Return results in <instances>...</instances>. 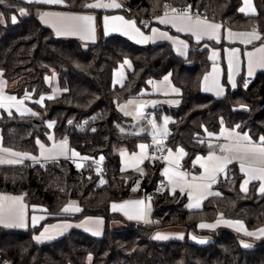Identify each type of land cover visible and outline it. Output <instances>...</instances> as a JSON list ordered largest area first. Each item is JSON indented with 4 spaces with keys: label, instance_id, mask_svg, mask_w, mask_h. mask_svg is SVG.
<instances>
[{
    "label": "trees",
    "instance_id": "16d2710c",
    "mask_svg": "<svg viewBox=\"0 0 264 264\" xmlns=\"http://www.w3.org/2000/svg\"><path fill=\"white\" fill-rule=\"evenodd\" d=\"M26 9L27 15L13 23L17 11H2L6 20L0 22V71L13 85L10 91L19 97L31 93L34 99L48 92L46 76L55 72L64 92L59 98L47 100L43 107L30 106L45 121L55 126L57 140L67 139L82 155L104 157V169L99 172L91 163L78 169L70 160L50 161L24 166L0 165V194L23 196L31 206L46 208L51 222L61 216L67 204L76 202L81 212L70 217H102L106 229L101 238L72 230L62 238L46 244H36L32 236L39 230H5L0 228V264H264V237L250 239L228 229L216 233H200L210 239L199 244L188 237L182 241L158 242L156 231L184 227L196 233L201 223H211L222 217L238 220L249 230L264 227V193L253 184L248 193L240 190L242 175L234 167L226 180L217 185L219 195L205 201L203 208L192 211L187 196L180 192L160 194L155 189L161 179L163 163L147 162L140 190L132 188L135 172H122L120 152L134 151L145 137L122 134L121 125L130 121L116 108V102L137 95L148 82L171 74L181 90L180 104L174 109L158 111L169 115V133L165 146L183 148L186 158L182 166L192 168L198 155L209 153L204 145L207 133H218L224 123L228 128L248 131L254 140L264 137V71L259 72L245 87L240 77L236 89L224 80L226 94L222 98L203 93L201 82L211 67L208 46L216 43L190 41L187 58L178 56L168 43L139 46L120 37H105L89 46L78 40H62L44 27L38 13L49 7L9 0ZM122 12L129 18L146 24L153 17L191 5V12L219 21L233 30H257L264 43V0H254L258 15L246 17L239 9L242 0H122ZM69 11H86L90 0H64ZM168 7H165V6ZM130 61L133 71L123 86L113 84L118 66ZM133 86L137 90L131 92ZM23 118L3 116V144L6 148L36 153V139L46 133L44 128L31 137L32 128L18 125ZM32 119V118H28ZM87 123V128L76 126ZM73 124V127L70 124ZM91 128L94 131L91 132ZM104 174V177H103ZM150 196L152 222L149 225L128 224L123 229H111L112 221L120 220L111 211V204L140 196ZM251 241L252 247L243 243Z\"/></svg>",
    "mask_w": 264,
    "mask_h": 264
},
{
    "label": "crops",
    "instance_id": "0c3cea01",
    "mask_svg": "<svg viewBox=\"0 0 264 264\" xmlns=\"http://www.w3.org/2000/svg\"><path fill=\"white\" fill-rule=\"evenodd\" d=\"M19 1L49 7L38 13L40 23L44 27L49 28L57 38L62 40H78L85 46L95 44L99 40L100 34H103L105 37L120 36L139 46L168 43L172 46L178 56L187 58L191 46L189 39L197 44H222L223 46L221 47L208 46V57L211 61V67L201 82L202 92L216 98H222L226 94L224 80H226L231 89H236L240 77L254 79L259 72L264 71V66H261L262 63H264V43H259L262 35L255 29L233 30L219 21L192 14V20L189 22L181 19L182 13L174 14L172 12H165L167 13V16L163 13L153 17L151 20L147 21L146 24H141L137 20L129 18L122 12V0H114L115 3L121 5L120 8L86 7L88 9L86 11L66 10L64 9V7H66L64 0L48 3L36 2V0H32V2H28V0ZM112 2L113 0H96L90 1L89 4H110ZM241 9H244V11H241ZM239 11L246 17H255L258 15L254 0H242ZM26 15L27 13L25 12L24 15L18 13L13 16L16 17L17 21L19 18L18 16L24 17ZM42 16L43 19H41ZM84 16L93 18L91 21V28L94 29V31H90L85 26L87 22L77 19L78 17ZM105 17L109 18L107 21V34L105 33ZM113 17H123V21L114 20L112 19ZM161 18H164L169 22L161 23ZM197 18L201 20L206 19L207 22L211 24H218L220 25V28L216 29L214 32L209 30L207 34H202L201 38L197 40L196 36L192 35V32L188 30L189 27H195V21ZM124 21H133L135 23V29H138L139 31L137 32L132 27L126 25ZM178 28L184 30L178 31ZM153 29L156 31L154 32ZM57 31H60L62 34L57 35ZM162 33H165L166 36L161 35ZM169 37L171 39H169ZM179 41H183L184 44H180ZM184 45H186V47H184ZM250 62L251 75H249ZM132 71L133 64L130 61H128V63H121L113 73V84L116 86H123L128 79V74ZM206 76L208 77L207 81H205ZM229 76H231L232 82H230ZM165 77H168V79L165 80ZM233 82L235 83V87H233ZM46 84L49 87L48 92L41 95L38 99H34L31 93H26L24 96L19 97L10 91L13 85L3 77V72L0 71V105H2L0 106V119H2L3 116L13 117L14 115L27 119L35 118L39 115L36 110L30 106V103H36L38 106L43 107L47 100L59 98L64 92H66L60 87L58 76L55 72H51L46 76ZM180 96L181 90L174 85L171 74H167L159 80L149 81L148 88H143L137 95L116 102L117 110L130 120L119 128L122 134L131 135L130 133H125L124 129L127 130V128L132 127L131 118L136 117L132 111L140 114L146 113L147 116L155 113L156 119L158 120L161 119L162 115H165L168 120V129L163 136L158 137L152 132L149 133L151 128L145 127L143 133L136 135L145 137V140L139 142L134 151L122 150L120 152L121 171H132L137 174L132 185L133 190L135 192L140 190L141 182L146 175L145 164L147 162L160 161L163 163L160 176L165 183L166 190L170 194L175 192L185 194L187 196V206L192 211L201 210L205 201L220 194L216 187L221 180L227 179L231 167L236 168L242 175L240 190L242 189V185H244V181H249L246 185L247 191L241 190L243 193H248L251 186L255 184L257 192L263 194L260 192V187L261 184H264V181L254 179L253 177L258 176L260 173L252 172L251 169L264 167V162H261L258 154L254 155L249 149L253 146L257 148L264 146V142L261 141V138L257 141L254 140L248 131H240L237 128H228L223 123L218 133H207V140L204 141V143L208 142L210 145L217 144L218 151L198 155L194 159L191 169H186L182 166L187 155L183 148L179 147L176 149H170L165 146V140L169 133V124L172 119L164 112H162L158 118L157 112L164 111L165 109H174L179 106ZM9 97L14 99H9ZM49 97L52 98L49 99ZM38 101L40 102L38 103ZM32 112L36 113V115H32ZM46 129L45 135L36 139L37 151L32 154L6 148L3 144V130L0 128V161H4V163H0V165L24 166L50 161L70 160L78 169H82L87 164L91 163L99 172L103 170V156L95 158L82 155L70 146L67 139L57 140L54 131L55 129ZM245 135L250 138L251 145L248 141L243 139ZM142 144L147 146L146 149L142 150L140 148V145ZM152 148L156 151L161 149L164 150L166 152L165 158L163 160H158L156 156L152 157L150 153ZM181 150L183 151L181 152ZM73 153H76V155H73ZM209 156L213 157L211 161L208 159ZM223 157L230 159L231 163L227 164L224 171L214 173L213 166L219 162L217 158ZM8 161L20 162L8 163ZM242 161L245 163V172H242L240 168ZM213 175H215V182L212 180ZM12 197H19L21 199L13 200L11 199ZM137 201H143V203L137 204L135 203ZM118 202L122 203L113 202L111 204V211L118 214L120 220L112 221L109 224L111 229H123L128 224H151L152 203L150 196L144 195ZM113 205H116L117 207L113 208ZM189 205H192V207H189ZM66 206H69V211L64 212L63 209ZM66 206L62 209L59 218L51 222H45L46 219L51 217L47 213L46 208L42 206L30 207L21 195L0 194V228L5 230L23 231L39 228V230L32 236V240L39 245L58 240L72 230H79L95 238H101L103 236L106 229L104 218L86 217L80 220H73L70 217L79 214L81 208L76 202H71ZM76 208H79L80 210L76 211ZM129 216L134 218L129 219ZM21 221L24 226H17ZM236 222L240 223L238 224ZM201 225H204V227ZM220 229L231 230L245 236L251 241H257L264 237L258 232L259 229H264V227L256 230H249L241 221L220 217L211 223H201L198 226L196 233H188L186 228L178 226L156 231L153 235V239L159 234L168 238L162 240L154 239L155 241H182L188 237L196 243L206 244L210 239L208 236H203L200 233L211 234L216 233ZM246 231L256 233V235H246ZM41 233H45V238L37 241L35 237L40 236ZM201 241H203V243H201ZM251 241H246L243 245L248 244L249 247H252L253 243Z\"/></svg>",
    "mask_w": 264,
    "mask_h": 264
},
{
    "label": "snow or ice",
    "instance_id": "6c2138e0",
    "mask_svg": "<svg viewBox=\"0 0 264 264\" xmlns=\"http://www.w3.org/2000/svg\"><path fill=\"white\" fill-rule=\"evenodd\" d=\"M3 2H4V0H0V3H3ZM28 2H32V0H28ZM36 2H45V3H48V2H59V0H36ZM86 7H112V8H120L121 5L118 4V3H115L114 0H113V2L110 3V4H101V3H97V4H89V5H86ZM165 7H168V6L166 5ZM190 10H191V5H189L188 8H186V9L183 11V13H182V15H181V19H182V20H186V21L191 22L192 17H191V14H190ZM172 11H173V12H176L177 10H176V9H172ZM241 11H244V9H241ZM20 14H21V15H24V14H25V12H24L23 9H20ZM165 16H167V13H165ZM41 19H43V16L41 17ZM77 19L87 22L85 26H86L90 31H94V29L91 28V21H92V19H93L92 17L84 16V17H78ZM104 19H105V33L107 34V31H108V28H107V21H108L109 18H108V17H105ZM112 19L123 21V17H113ZM12 20H13V23H15V22H16V17L13 16V17H12ZM160 22H161V23H168L169 21L166 20V19H164V18H161V19H160ZM124 23H125L126 25L132 27L133 29H135V23H134L133 21H124ZM174 26H175V25H174ZM219 28H220V25H218V24H211V23H208L206 19H205V20H201V19L197 18L196 21H195V27H194V28L189 27L188 30L192 32V35L196 36L197 40H199V39L201 38V35H202V34H207V33L209 32V30H212V32H214L216 29H219ZM135 30H136L137 32L139 31L138 29H135ZM177 30H178V31H183L184 29H182V28H178ZM153 31L155 32L156 30L153 29ZM61 34H62V33H61L60 31H57V35H61ZM161 35L166 36L165 33H162ZM169 39H171V38L169 37ZM138 42H139V41H138ZM179 43L182 44V45L184 44L183 41H179ZM184 47H186V45H184ZM249 55H251V54H249ZM125 63H128V61H125ZM261 66H264V63H262ZM230 67H231V65H230ZM251 74H252V73H251V62H250V66H249V75H251ZM167 79H168V77H165V80H167ZM207 79H208V77L206 76V77H205V81H207ZM229 80H230V82H232V81H231V76H229ZM233 87H235V83H234V82H233ZM245 87H247V84H245ZM221 92H222V89H221ZM218 94H220V93H218ZM51 98H52V97H49V99H51ZM9 99H14V98L9 97ZM39 102H40V101H38V103H39ZM21 103H22V102H21ZM0 106H2V105H0ZM26 111H30V110H26ZM31 114H32V115H36V113H34V112H32ZM167 122H168V120H167V118H165V123H167ZM49 126H51V125H49ZM243 139L246 140V141H248V143L251 145V140H250V138H249L247 135H245V136L243 137ZM261 141L264 142V137H261ZM146 147H147L146 145H143V144L140 145V148H141L142 150L146 149ZM182 151H183V150H181V152H182ZM249 151H251L254 155H255V154H258L259 157H260V159H261V162H264V146H261V147H258V148L255 147V146H253L252 148L249 149ZM170 154H171V153H170ZM73 155H76V153H73ZM101 159H103V158H101ZM208 159L211 161V160L213 159V157H212V156H209ZM217 160H218L219 162L216 163V164L213 166V172H214V173H215V172H222V171H224V169L227 167V164L231 163V160L228 159L227 157L217 158ZM19 162H20V161H8V163H19ZM0 163H4V161H0ZM78 167H79V165H78ZM240 168H241V171H242V172H245V171H246L245 163H244L243 161H242L241 164H240ZM165 171H167V170H165ZM206 171H207V169H206ZM251 171H252V172H259V173H260L258 176H254V177H253L254 179H259V180H261V181H264V167H261V168H258V169H251ZM212 180H213V182H215V175L212 176ZM248 183H249L248 180H245V181H244V185H242V189H241L242 191H247L246 185H247ZM260 192H261V193H264V184H261ZM11 199H13V200H19V199H21V198H19V197H12ZM135 203H137V204H142L143 201H137V202H135ZM196 206H198V205H196ZM116 207H117L116 205H113V208H116ZM121 207H123V206H121ZM189 207H192V205H189ZM75 210H76V211H79L80 209H79V208H76ZM63 211H64V212L69 211V206H66V207L63 209ZM132 218H134V217L129 216V219H132ZM136 218H139V217H136ZM34 219H35V218H34ZM236 223L239 224L240 222H236ZM9 226H10V225H9ZM17 226L23 227V226H24V225H23V222L21 221V223H20L19 225H17ZM201 226L204 227V225H201ZM241 227H242V225H241ZM45 231H47V230H45ZM258 232H259V234H260L261 236H264V229H259ZM96 234H98V233H96ZM246 235L254 236V235H256V233H253V232H247V231H246ZM42 238H45V233H41L40 236L35 237V239H36L37 241H40ZM167 238H168V237H166V236H162V235H159V234H157V235L154 237V239H158V240L167 239ZM201 243H203V241H201ZM243 246H244V247H249L248 244H244Z\"/></svg>",
    "mask_w": 264,
    "mask_h": 264
},
{
    "label": "rangeland",
    "instance_id": "374dc122",
    "mask_svg": "<svg viewBox=\"0 0 264 264\" xmlns=\"http://www.w3.org/2000/svg\"><path fill=\"white\" fill-rule=\"evenodd\" d=\"M17 11L20 13V9L21 8L20 5H17L9 0H4L3 3H0V22L5 23V19L2 15V11ZM24 12L27 13L26 9H23ZM136 117L135 118H131L132 120V127L131 128H127L124 129L125 133H130L131 135H140L141 133H143V131H145V127H150L151 130L149 131V133H153L156 134V136L161 137L163 136V134L166 132V130L168 129V122L165 123V118H167L165 115H162L161 119L158 120L156 119V115L154 114H150L149 116H147V114H140L138 112L132 111ZM132 113V114H133ZM134 116V115H132ZM124 201V200H123ZM117 203H122V202H118Z\"/></svg>",
    "mask_w": 264,
    "mask_h": 264
},
{
    "label": "built area",
    "instance_id": "2783aa9c",
    "mask_svg": "<svg viewBox=\"0 0 264 264\" xmlns=\"http://www.w3.org/2000/svg\"><path fill=\"white\" fill-rule=\"evenodd\" d=\"M90 1H96V0H90ZM100 1H107V0H100ZM172 9H176L177 11L176 12H173L172 10H171V12L172 13H174V14H181V13H183V11L186 9H181V8H178V7H173ZM190 14H192V15H195V14H193L191 11H190ZM196 16H198V15H196ZM144 24V23H143ZM253 80L254 79H252V78H246L245 79V84H251L252 82H253ZM43 125H44V128H48V129H51V130H54L55 129V126H54V124L53 123H51V122H49V121H45L44 120V123H43ZM49 125H51V126H49ZM76 126L77 127H79V128H82V129H85V128H87V123L86 122H82V123H77L76 124ZM94 131V128H91V132H93ZM204 145H209V143L208 142H205L204 143ZM150 153H151V156L152 157H155L156 156V158L158 159V160H163L164 158H165V156H166V152L164 151V150H158V151H156L155 149H151L150 150ZM103 169H104V166H103ZM103 177H104V174H103ZM165 189H166V187H165V183H164V181L163 180H160V182L157 184V187H156V189H155V191H156V193H160V194H162L164 191H165ZM1 258V257H0Z\"/></svg>",
    "mask_w": 264,
    "mask_h": 264
},
{
    "label": "water",
    "instance_id": "95a60500",
    "mask_svg": "<svg viewBox=\"0 0 264 264\" xmlns=\"http://www.w3.org/2000/svg\"><path fill=\"white\" fill-rule=\"evenodd\" d=\"M136 90H137V86H133L131 92ZM15 123H17L18 125H25L27 127L32 128L31 137H34L35 134L40 133L44 129V125H43L44 119L40 116H37L32 119L23 118L21 120L15 121ZM70 126L73 127V124L71 123ZM209 151L210 152L218 151V145L217 144L210 145Z\"/></svg>",
    "mask_w": 264,
    "mask_h": 264
}]
</instances>
